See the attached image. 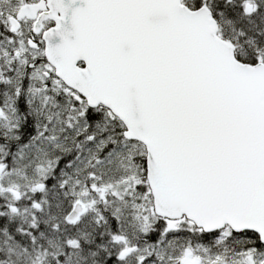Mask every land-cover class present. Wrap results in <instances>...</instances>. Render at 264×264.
<instances>
[{"label": "snow or ice", "instance_id": "snow-or-ice-1", "mask_svg": "<svg viewBox=\"0 0 264 264\" xmlns=\"http://www.w3.org/2000/svg\"><path fill=\"white\" fill-rule=\"evenodd\" d=\"M0 264H264V0H0Z\"/></svg>", "mask_w": 264, "mask_h": 264}]
</instances>
